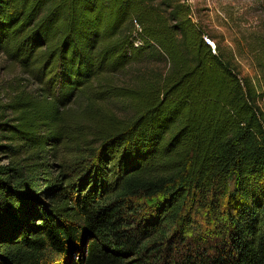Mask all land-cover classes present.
I'll return each instance as SVG.
<instances>
[{"label":"trees","instance_id":"16d2710c","mask_svg":"<svg viewBox=\"0 0 264 264\" xmlns=\"http://www.w3.org/2000/svg\"><path fill=\"white\" fill-rule=\"evenodd\" d=\"M189 16L0 0V264H264V90Z\"/></svg>","mask_w":264,"mask_h":264},{"label":"rangeland","instance_id":"374dc122","mask_svg":"<svg viewBox=\"0 0 264 264\" xmlns=\"http://www.w3.org/2000/svg\"><path fill=\"white\" fill-rule=\"evenodd\" d=\"M182 1L191 7L192 14L189 17L193 24L203 35L210 36L240 77L252 80L259 91L264 90L263 71L257 61V57L262 55L260 46L264 42V0ZM167 67L166 60L155 49L153 57H145L133 64L126 77H133L135 72H165ZM19 75L17 68L0 55V105L6 102L8 82ZM128 78H121L120 83H127ZM260 106L264 110V103L260 102ZM112 109L118 113L123 110L116 105H112Z\"/></svg>","mask_w":264,"mask_h":264},{"label":"built area","instance_id":"2783aa9c","mask_svg":"<svg viewBox=\"0 0 264 264\" xmlns=\"http://www.w3.org/2000/svg\"><path fill=\"white\" fill-rule=\"evenodd\" d=\"M191 14H192V10H191V7H190V15H191ZM203 41H204L208 46H210V48L212 49V52L215 53L216 46H215L214 41H213L210 37H208V36H206V35L203 36ZM135 45H138V43H136Z\"/></svg>","mask_w":264,"mask_h":264}]
</instances>
